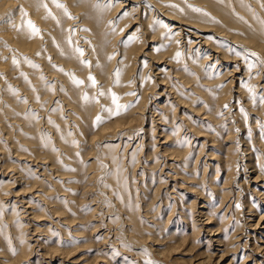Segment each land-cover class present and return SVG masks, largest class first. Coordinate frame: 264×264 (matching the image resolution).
Wrapping results in <instances>:
<instances>
[{
  "label": "rangeland",
  "instance_id": "1",
  "mask_svg": "<svg viewBox=\"0 0 264 264\" xmlns=\"http://www.w3.org/2000/svg\"><path fill=\"white\" fill-rule=\"evenodd\" d=\"M155 1L91 0L92 22L59 0L69 54L23 2L0 16L42 47L0 76V264H264V0ZM178 4L249 45L171 32Z\"/></svg>",
  "mask_w": 264,
  "mask_h": 264
},
{
  "label": "bare ground",
  "instance_id": "2",
  "mask_svg": "<svg viewBox=\"0 0 264 264\" xmlns=\"http://www.w3.org/2000/svg\"><path fill=\"white\" fill-rule=\"evenodd\" d=\"M13 1L14 0H0V5L1 6H3V5L4 6H8L7 8H4V9L0 6V16L2 14H5L7 17H10V15H13L14 14V12H13L14 10L19 9L20 4H18L17 8H15V5L12 4V3H14ZM16 1H17V3L19 1L23 2L22 5H21V7H29L30 6L29 8H31V11H32V14L31 15H32L33 18H36V17L38 18L37 19L38 24L40 25V27H43L41 29H44L46 32L47 31L50 32L51 35L52 34L54 35V36H52L51 40L55 39L56 45L55 46H52V49L50 50L51 52H53V50H54V52H58V53L59 52H63V53L65 52L66 54L72 53L70 51L69 47H68V42L65 40V35L63 34L64 33L63 32L64 26H62V23H61V21H63V19H61V21H58V20L55 21V15H59L61 18H62V16L65 15L63 13V10H61V7L58 6V5H60V3L58 4L59 0H16ZM60 1L66 2V0H60ZM67 1L68 2H73L74 3L73 7H76L77 6L79 10H87L86 12H87L88 16L91 17L92 22H94L93 21V17H96L95 16V13L96 14H99V11H101V10H98L101 6L92 3L91 0H67ZM127 1H130V3H128V7H130V10H133V8H132V3L133 2L134 3H137V5H139V4L141 5L142 3H140V2L141 1H145V0H127ZM148 1H151V4L153 6H155V7L158 8L156 1L155 2H152V0H147V2ZM203 1L204 0H202V2ZM110 2H112V0H110ZM206 4H208V3H205V5ZM146 5H148V4H144L145 7H146ZM120 6H123V4L121 5V3H118L117 2V7L119 8ZM207 6L209 8V11L208 12L211 11V13H212V12H215L216 11V9H215L216 5L213 4V2L210 3ZM143 7H141V8H143ZM54 8L58 10L57 12H55V15L53 14V11H52ZM178 8L179 9L176 10V12H172V13H176L177 14V17H176V16H173V14H171V13L169 14L168 11L166 13L165 12L166 10H164L163 8H161L159 6V10H160L162 16H164L165 19H168V20H170L171 22H173L175 24V26H174L175 28L173 27V29H171V27L169 26V22H167V23L166 22H163V24L161 26V29L162 30L165 28V26H168L171 29V32H174L176 29H179L178 30V33L177 32L176 33H177L178 36H180V34L182 35V32L183 31H187V29H191V30L192 29L193 30L196 29V34H193V37L196 38V39H198V40H200V41L194 42L193 44H197V45H202L203 44V41L202 40H205V38H206V37L203 38V34H206L209 31L210 32L211 31H216V32L222 34L223 35L222 37L225 38V39H231V40H235L236 42H239V43H242V44L244 43L246 45H249L248 42L244 38L243 39L242 38H238V36L234 35V33H236V31L234 33H231V31L228 30V29L227 30L225 29L224 31H218L216 29H211L210 30L208 27L210 26V23H211V26L210 27L213 26L212 25L213 21L212 22L207 21L208 24H206V25H209L207 27L208 30H207V28H206L205 25L204 26L203 25H200L199 23L196 22L197 20H194L193 18H191V19H193L195 21L194 24L192 23L193 25H191V24H189L187 22H184L185 20H183V19H186V18H182L181 14L182 15L183 14L186 15V13L188 12V10H187L186 7L181 6V5H179ZM115 10H116V8H115ZM208 12H207L206 15H208ZM137 16H139V13L137 14ZM179 16H181V17H179ZM188 16H187V18H188ZM198 16H200V15H198ZM208 16H210V15H208ZM225 16H226V13L223 14L222 18H224ZM195 17H197V16H195ZM135 18L132 20L133 21V23H132L133 25H135L137 19H139L140 17L139 18H136V19ZM202 18H203V16H202ZM202 18L201 19L197 18V19H199L200 22H201ZM105 19H106L105 16H99V17H97V20H101L102 22H105ZM187 20H190V19H187ZM193 20L191 22H193ZM199 20H198V22H199ZM231 20H232V18H231ZM140 21H142V20H140ZM41 22H43V24ZM143 22H145V21H143ZM143 22H141L140 25H139L140 29H142V28L144 29V32H143V35H142L143 36V39H145V41L148 40L147 41V44L148 43H152V42L155 41V37H156V36L154 37V35H153V37L151 36L153 33H155L154 26L152 25L153 24L152 23L153 21H152V19H150L149 22L147 21V24H144ZM202 22H205V20L203 19ZM219 22H222V21H219ZM231 22H233V21H230L229 24ZM3 23H4V21H3ZM8 23L11 24L10 27L15 28L16 31L15 32H12V33H9L7 31L0 32V39H1V42L0 43L4 44L3 45L4 47L2 49H0V76H1V81H2L3 84L5 82L4 81V78L10 77L12 75V72H13V70L11 69V65L9 64L10 62L9 63H6L5 62V58H7V55H9V54L10 55H13L14 54V55H17L18 57L21 58V57H23L22 55H24V54H22V52L25 51V50H29L28 54H34V50H37L38 47H39V49L42 48L41 45H40V43L37 42L38 39H37V35L36 34H38V33H35L34 34L32 32V29L29 26V17H28V15H22L20 17V20H16V19H13L12 18L10 20V22H8ZM224 23H226V22L224 21ZM238 24H240V23H238ZM215 25H217V24L215 23ZM231 25H232V23H231ZM228 26H230V25H228ZM80 27H81V25H80ZM186 27H188V28H186ZM234 27H236V26H233V28ZM241 27L239 28V25H237V28L240 29V30H241ZM220 28L222 29L224 27H222V25H220ZM225 28H226V25H225ZM98 29H99V31L94 30V35H91V39H93L94 41H98V44L99 45L98 44L97 45H98V51H99V49L102 47V45H101L102 41H101L100 37L103 36V32H102V30H100L101 27L98 28ZM165 30H166V28H165ZM38 32H39V30H38ZM41 32H43V31H41ZM246 32L247 31H245V33ZM238 33H239V31H238ZM238 33H236V34H238ZM245 33H243V34H245ZM252 34H253V32H252ZM252 34H250V35H252ZM254 34L256 35V33H254ZM241 35H242V33H241ZM259 35H260V33H259ZM261 35H263V34H261ZM47 38H48V41L50 42L51 41L50 38L48 36H47ZM144 44L147 46L146 43H144ZM145 45H144V47H146ZM207 46H208V44H207ZM87 47L92 48L93 45L90 44ZM207 48H209V47H207ZM217 50H218L219 53H221V55L223 57L221 59H224L225 62L227 60L230 61V56H227L226 53H224L223 51H220L219 49H217ZM93 51H94V49L92 50V52ZM44 53H45V51H44ZM87 102H88V100H87ZM87 102L85 103L86 106L88 104H90V102L89 103H87ZM83 106H84V104H83ZM261 243H263V242H261ZM211 256H213V255H210L208 258H211Z\"/></svg>",
  "mask_w": 264,
  "mask_h": 264
},
{
  "label": "snow or ice",
  "instance_id": "3",
  "mask_svg": "<svg viewBox=\"0 0 264 264\" xmlns=\"http://www.w3.org/2000/svg\"><path fill=\"white\" fill-rule=\"evenodd\" d=\"M59 7H63V5H58ZM29 26L30 28L32 29V32L35 34V33H38V29L33 25L31 24V22L29 23ZM94 79V78H93ZM119 107V105H118Z\"/></svg>",
  "mask_w": 264,
  "mask_h": 264
}]
</instances>
